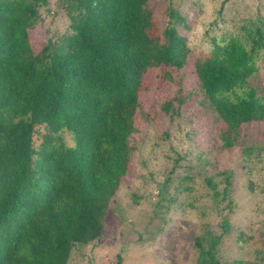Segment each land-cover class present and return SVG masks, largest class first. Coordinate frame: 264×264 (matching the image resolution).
<instances>
[{
  "label": "trees",
  "instance_id": "obj_1",
  "mask_svg": "<svg viewBox=\"0 0 264 264\" xmlns=\"http://www.w3.org/2000/svg\"><path fill=\"white\" fill-rule=\"evenodd\" d=\"M46 2L0 0V264H68L76 245L102 236L130 171L148 74L170 69L174 81L192 58L188 38L161 27L154 0H73V34L37 52ZM192 73L223 123L219 153L264 146L253 54L232 41L197 58ZM172 110L163 105L159 119ZM220 243L210 229L197 236V263L221 264Z\"/></svg>",
  "mask_w": 264,
  "mask_h": 264
},
{
  "label": "rangeland",
  "instance_id": "obj_2",
  "mask_svg": "<svg viewBox=\"0 0 264 264\" xmlns=\"http://www.w3.org/2000/svg\"><path fill=\"white\" fill-rule=\"evenodd\" d=\"M163 29L174 27L192 50L186 69L152 70L141 98L132 163L110 203L102 236L78 244L68 264H198L195 238L221 237V264H264V146L221 154L223 126L193 75L194 61L241 42L258 67L250 80L264 95V0H154ZM73 0H47L32 32L51 51L73 34ZM173 14V15H172ZM171 103L170 116L159 119ZM68 144H72L66 134ZM43 143L36 137V146Z\"/></svg>",
  "mask_w": 264,
  "mask_h": 264
}]
</instances>
